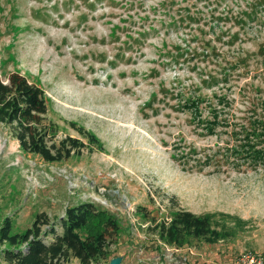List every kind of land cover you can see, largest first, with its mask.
Segmentation results:
<instances>
[{
  "label": "rangeland",
  "instance_id": "rangeland-1",
  "mask_svg": "<svg viewBox=\"0 0 264 264\" xmlns=\"http://www.w3.org/2000/svg\"><path fill=\"white\" fill-rule=\"evenodd\" d=\"M14 71L44 88L58 137L86 147L47 162L0 124V227L93 202L121 225V264L264 251V0H0V77ZM140 206L208 216L228 236L154 248Z\"/></svg>",
  "mask_w": 264,
  "mask_h": 264
},
{
  "label": "trees",
  "instance_id": "trees-1",
  "mask_svg": "<svg viewBox=\"0 0 264 264\" xmlns=\"http://www.w3.org/2000/svg\"><path fill=\"white\" fill-rule=\"evenodd\" d=\"M191 107L199 110L197 102ZM49 111V98L41 85L20 71L10 73L6 79L0 77V124L10 128L24 151L47 162L80 155L85 143L71 135L59 138L58 125L49 118ZM80 131L97 142L90 131ZM253 150L255 154L260 152L254 147ZM138 213L149 223L147 233L159 242L152 247L160 250L163 245L182 248L193 240L215 243L228 236L214 228L208 216L184 208L173 209L163 219L145 206H140ZM120 231L118 219L109 211L99 209L93 202H80L69 206L65 215L56 220L45 212L38 213L24 232L14 233L13 220L6 217L0 227V242L4 244L1 255L7 264H67L73 258L82 264L108 263Z\"/></svg>",
  "mask_w": 264,
  "mask_h": 264
},
{
  "label": "built area",
  "instance_id": "built-area-1",
  "mask_svg": "<svg viewBox=\"0 0 264 264\" xmlns=\"http://www.w3.org/2000/svg\"><path fill=\"white\" fill-rule=\"evenodd\" d=\"M233 264H264V251H243Z\"/></svg>",
  "mask_w": 264,
  "mask_h": 264
},
{
  "label": "water",
  "instance_id": "water-1",
  "mask_svg": "<svg viewBox=\"0 0 264 264\" xmlns=\"http://www.w3.org/2000/svg\"><path fill=\"white\" fill-rule=\"evenodd\" d=\"M122 257H114L107 264H121ZM106 264V263H102Z\"/></svg>",
  "mask_w": 264,
  "mask_h": 264
}]
</instances>
